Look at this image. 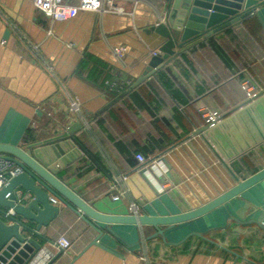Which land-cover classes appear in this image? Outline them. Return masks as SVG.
Here are the masks:
<instances>
[{
    "label": "crops",
    "instance_id": "crops-1",
    "mask_svg": "<svg viewBox=\"0 0 264 264\" xmlns=\"http://www.w3.org/2000/svg\"><path fill=\"white\" fill-rule=\"evenodd\" d=\"M112 4L123 14L87 11L53 22L31 0H0V144L40 158L29 147L75 125L73 148L62 145L53 174L110 216L133 215V203L138 216H177L264 169V140L222 163L203 135H193L207 116L225 118L264 90L257 19L186 45L130 90L162 43L153 28L163 24L169 2ZM257 12L264 23V8ZM118 46L126 49L124 67L109 52ZM111 81L128 85L109 91ZM71 98L80 103L77 113L69 109ZM59 211L40 230L43 239L33 236L41 252L31 264H45L47 255V263L59 256L53 264H264V179L198 218L159 227L162 235L151 226L112 225L123 243L104 231L98 243L113 253L91 246L96 232L65 206ZM59 236L72 244L61 253L54 245Z\"/></svg>",
    "mask_w": 264,
    "mask_h": 264
},
{
    "label": "water",
    "instance_id": "water-1",
    "mask_svg": "<svg viewBox=\"0 0 264 264\" xmlns=\"http://www.w3.org/2000/svg\"><path fill=\"white\" fill-rule=\"evenodd\" d=\"M166 1L169 2V12L163 24L153 28L162 39L158 48L160 55L150 59L142 76L130 86V90L144 80L155 77V71L177 58L186 45L212 38L251 16L257 19L264 32V23L257 12L264 8V0ZM75 128L74 125L63 134L29 147L37 148L40 158L30 156L19 147L0 144V157L11 160L21 169V173L11 178L0 190V264H31L39 255L41 245L34 241L33 236L43 239L40 230L49 228L60 215L59 208L49 203L48 195L59 199L70 212L96 232L91 246L113 253L98 243L103 231L123 243L111 230L112 225L151 226L162 235L159 227H172L198 218L264 179V169L243 180L236 179V185L217 198L177 216L104 215L95 211L53 174L55 159L58 154H62L60 149L63 146L73 148L75 140L71 135ZM193 135H203L209 145L216 148L222 163L256 146L264 140V90L246 100L229 116L218 118V123L213 126L205 124ZM9 210L13 215H7ZM97 224L103 225V228L97 227ZM261 228L264 230V227ZM58 257L47 264H53Z\"/></svg>",
    "mask_w": 264,
    "mask_h": 264
},
{
    "label": "built area",
    "instance_id": "built-area-1",
    "mask_svg": "<svg viewBox=\"0 0 264 264\" xmlns=\"http://www.w3.org/2000/svg\"><path fill=\"white\" fill-rule=\"evenodd\" d=\"M32 6L39 10L45 18L53 22H66L74 19L79 12H111L115 14H123V10L113 6L112 0H77L76 3H72L71 0H31ZM3 44V43H2ZM109 52L114 60L124 67V56L126 49L123 46L113 47L109 49ZM152 56H158L159 51L153 52ZM128 83L122 81L106 82V86L109 91L118 92L125 89ZM69 109L73 113H77L80 110V103L76 98L69 100ZM214 123H218V118L209 115L206 118V124L213 126ZM138 164H145L146 160L140 154L135 156ZM154 168V166H153ZM21 173V169L17 167L11 160L3 159L0 157V190L7 185L9 180ZM126 178H121L124 181ZM118 183L114 181L113 188H118ZM120 192H115L111 195V200L117 202L120 199ZM28 197V196H27ZM49 203L57 208L64 207L65 205L55 198H49ZM130 211L134 216H138V208L136 204H130ZM7 215H13L11 210L7 211ZM55 247L59 251H65L71 248V242L67 237L59 236L55 240ZM49 260L46 256V263ZM45 263V264H46Z\"/></svg>",
    "mask_w": 264,
    "mask_h": 264
}]
</instances>
